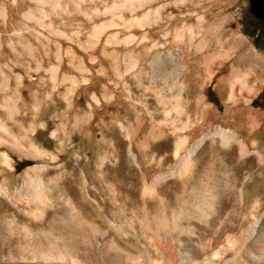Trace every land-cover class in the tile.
Wrapping results in <instances>:
<instances>
[{
	"label": "rangeland",
	"instance_id": "374dc122",
	"mask_svg": "<svg viewBox=\"0 0 264 264\" xmlns=\"http://www.w3.org/2000/svg\"><path fill=\"white\" fill-rule=\"evenodd\" d=\"M250 17L248 0H0L13 235L46 218L27 201L37 178L61 185L50 212L98 207L93 221L138 264H264V50L243 33ZM147 184L131 211L125 190Z\"/></svg>",
	"mask_w": 264,
	"mask_h": 264
},
{
	"label": "bare ground",
	"instance_id": "6f19581e",
	"mask_svg": "<svg viewBox=\"0 0 264 264\" xmlns=\"http://www.w3.org/2000/svg\"><path fill=\"white\" fill-rule=\"evenodd\" d=\"M196 147L197 143H193L189 153L194 151ZM183 158V161L179 162L178 166L185 169L187 163L184 160H186V157ZM41 180L36 178L35 181L31 182L28 192L29 199L27 201L31 206L29 207L31 209L30 212L39 211L41 214H44L47 211L45 219H35V217L33 220L21 225L20 231L14 232L16 234L14 236L13 231L16 230L17 225H14L13 218H7L8 212L0 204V253L6 257V264H10L13 261L16 263H20L21 261L22 264H115L113 261L121 252L129 253V256L132 254L138 255L137 249L118 237L117 231L112 229L115 227L108 220L104 219L108 223V225L106 223L105 229L100 228L93 221V214L97 211L98 207L95 205L90 206L85 199L82 203L69 205L68 208L66 204L59 203L57 204L56 212H50L47 208V202L50 203L55 192H60L59 187L61 185L59 184V187L55 190L45 185ZM67 180H70V178ZM153 188L154 186L151 184H147L143 189L138 187L128 188L125 190L128 196L124 197L123 202L129 203L128 208L131 210L133 208L131 204L143 202L144 198L142 197L145 196V190L151 192ZM119 193L121 195L122 192ZM15 194L18 198L22 195L19 189L15 191ZM0 195H6V191L2 185H0ZM119 206H122V204ZM113 208L119 209L118 206ZM30 214L33 215V213ZM170 215L178 217L176 211H170ZM156 217L155 215L153 218L156 220ZM143 227L149 230L147 226ZM115 229L117 230V228ZM18 233L21 235H17ZM29 236L30 238H28ZM128 255L126 256L131 258L130 264H138L139 256L129 257ZM148 257L151 258L152 256L148 255ZM158 258L163 259L164 257L161 254ZM124 264L126 263L124 262Z\"/></svg>",
	"mask_w": 264,
	"mask_h": 264
},
{
	"label": "trees",
	"instance_id": "16d2710c",
	"mask_svg": "<svg viewBox=\"0 0 264 264\" xmlns=\"http://www.w3.org/2000/svg\"><path fill=\"white\" fill-rule=\"evenodd\" d=\"M243 33L252 40L256 49L264 50V21L250 17L249 24L243 26ZM262 97L264 98V90Z\"/></svg>",
	"mask_w": 264,
	"mask_h": 264
},
{
	"label": "water",
	"instance_id": "95a60500",
	"mask_svg": "<svg viewBox=\"0 0 264 264\" xmlns=\"http://www.w3.org/2000/svg\"><path fill=\"white\" fill-rule=\"evenodd\" d=\"M249 13L257 20L264 21V0H248Z\"/></svg>",
	"mask_w": 264,
	"mask_h": 264
}]
</instances>
